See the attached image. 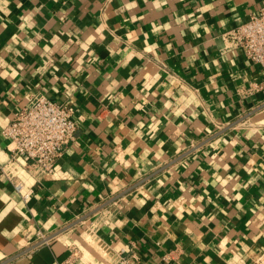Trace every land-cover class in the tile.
Segmentation results:
<instances>
[{"label": "crops", "instance_id": "crops-1", "mask_svg": "<svg viewBox=\"0 0 264 264\" xmlns=\"http://www.w3.org/2000/svg\"><path fill=\"white\" fill-rule=\"evenodd\" d=\"M261 1L0 0V161L34 92L76 124L51 175L18 174L28 198L0 176V263L57 264L77 219L114 198L98 231L114 254L264 264L262 76L220 37Z\"/></svg>", "mask_w": 264, "mask_h": 264}, {"label": "built area", "instance_id": "built-area-1", "mask_svg": "<svg viewBox=\"0 0 264 264\" xmlns=\"http://www.w3.org/2000/svg\"><path fill=\"white\" fill-rule=\"evenodd\" d=\"M220 37L233 48L240 49L245 59L259 67L262 79L255 83L253 89L264 88V0L247 21L223 31ZM75 132L76 124L69 105L51 100L40 92L32 93L29 101L1 129V135L8 141L10 159L4 163L0 161V176L5 177L15 191L22 193L24 186L18 179L20 171L27 169L37 179L51 175L64 148L75 142ZM32 192L33 189L29 188L22 193V198H28ZM115 203L114 198L98 203L77 219L83 230L77 241H66L67 253L57 264L139 262V257L134 252L126 254L124 249H120L114 254L111 245L98 232L114 213ZM59 232L62 231L50 234L38 232L35 246L48 244ZM84 249L97 260L94 262L87 259Z\"/></svg>", "mask_w": 264, "mask_h": 264}]
</instances>
